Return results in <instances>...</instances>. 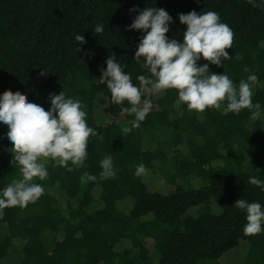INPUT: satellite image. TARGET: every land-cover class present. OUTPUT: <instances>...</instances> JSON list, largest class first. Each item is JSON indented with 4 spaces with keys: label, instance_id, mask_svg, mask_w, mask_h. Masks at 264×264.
Listing matches in <instances>:
<instances>
[{
    "label": "trees",
    "instance_id": "obj_1",
    "mask_svg": "<svg viewBox=\"0 0 264 264\" xmlns=\"http://www.w3.org/2000/svg\"><path fill=\"white\" fill-rule=\"evenodd\" d=\"M254 3L258 6L249 0H0V96L19 91L47 111L50 94L63 91L81 102L97 133L89 138L82 167L45 161L47 178L33 181L43 195L27 207L4 209L0 264H225L243 245L244 259L235 264H264V224L260 234L246 236V212L235 207L244 199L264 210V189L248 183L251 177L264 182V0ZM146 7L168 12L166 35L180 43L187 26L179 14L216 12L234 41L227 49L231 58L221 67L209 64V70L234 83L256 75L252 101L261 106L259 119L252 122L248 109L222 114L223 105L189 110L169 89L142 96L152 109L132 128L134 114L122 111L130 105L114 104L99 78L112 55L134 85L139 86L138 76L150 75L143 58L134 60L146 33L129 29ZM133 8L137 11L130 12ZM98 24L103 34L94 32ZM77 34L86 43L79 45ZM197 63L209 62L201 57ZM101 115L108 116L107 124ZM125 127L131 131L123 132ZM8 131L0 123V194L22 178ZM108 156L116 175L101 179L100 162ZM141 163L146 171L137 176ZM84 173L96 180L82 181ZM149 180L170 187L152 191Z\"/></svg>",
    "mask_w": 264,
    "mask_h": 264
},
{
    "label": "clouds",
    "instance_id": "obj_2",
    "mask_svg": "<svg viewBox=\"0 0 264 264\" xmlns=\"http://www.w3.org/2000/svg\"><path fill=\"white\" fill-rule=\"evenodd\" d=\"M249 3L256 7L254 0ZM137 9H130V12ZM181 24L187 26L183 33V43L176 39L169 40L166 35L172 23L167 11L155 7H146L139 12L129 29L143 30L146 35L140 40L134 60L147 69L149 76L137 77L139 86L134 85L131 76L125 73L115 55L106 61V70L101 69V84H106L114 104L122 105L125 101L130 107L122 108L127 114H134L132 128H138L152 109L150 99H143L145 93L158 94L174 89L178 92L179 101L187 105L189 110L203 112L208 108L221 109L222 114L233 112L239 114L242 109L251 112L250 120L255 122L261 115L259 103L253 104L252 85L258 77L249 75L247 80L234 83L226 74H215L209 70V64L222 66V60L230 59L227 49L232 48L234 33L225 23L220 22L214 11L198 14L191 11L179 14ZM150 29V30H149ZM104 27L98 24L94 32L103 34ZM75 40L79 45L86 43L83 35L77 34ZM82 49L79 47L78 51ZM203 57L209 63L203 66L198 61ZM237 59L242 57L237 54ZM245 71H249L245 68ZM51 109L30 102L28 97L19 91L8 90L0 96V123L7 125V138L12 147L13 163L20 169L22 178L13 180L0 194V216L6 208L27 207L38 200L44 193L43 187L33 183L34 179L47 178L45 161L52 160L56 165L68 167L69 162L77 168L82 167L87 158V146L96 131L86 122V112L81 102L66 98L63 91L59 95L50 94ZM127 133L131 128L122 129ZM102 139V137H100ZM101 179L114 178L112 157L108 156L100 162ZM68 168V171H72ZM141 163L137 166L136 175L145 173ZM82 181H95L96 176L84 173ZM249 184L264 189V182L251 177ZM235 207L246 212L243 232L246 236L257 235L264 224V210L258 202L248 203L238 199Z\"/></svg>",
    "mask_w": 264,
    "mask_h": 264
},
{
    "label": "rangeland",
    "instance_id": "obj_3",
    "mask_svg": "<svg viewBox=\"0 0 264 264\" xmlns=\"http://www.w3.org/2000/svg\"><path fill=\"white\" fill-rule=\"evenodd\" d=\"M106 101V102H105ZM107 100H104V103L102 104L103 107H106L107 106ZM102 121L104 122V124H107L108 121H109V118L108 116L106 115H101L100 116ZM119 121L120 123H123V124H126L124 123V117L121 116L119 118ZM148 187H149V190H152L154 191L155 189L156 190H159L163 187L165 188H169L170 186L165 182V181H160L158 183H154L153 181L149 180L148 181ZM246 246H241V248L231 252L227 257H226V260H225V264H235V263H242L243 259H244V254H245V250H246ZM8 261V260H7ZM4 262L3 264H6L7 263ZM12 261V260H11Z\"/></svg>",
    "mask_w": 264,
    "mask_h": 264
}]
</instances>
